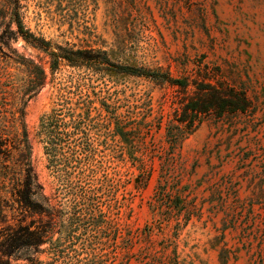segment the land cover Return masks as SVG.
<instances>
[{
  "label": "rangeland",
  "instance_id": "374dc122",
  "mask_svg": "<svg viewBox=\"0 0 264 264\" xmlns=\"http://www.w3.org/2000/svg\"><path fill=\"white\" fill-rule=\"evenodd\" d=\"M0 134L11 264H264V0H0Z\"/></svg>",
  "mask_w": 264,
  "mask_h": 264
},
{
  "label": "trees",
  "instance_id": "16d2710c",
  "mask_svg": "<svg viewBox=\"0 0 264 264\" xmlns=\"http://www.w3.org/2000/svg\"><path fill=\"white\" fill-rule=\"evenodd\" d=\"M19 34H23L21 31L22 27L19 25ZM24 39H27L25 35H22ZM126 70L127 72H132V74H143L141 72H138L136 70H132L129 68H123V70ZM154 78H157L158 76L155 74H152ZM163 80H168L171 84L177 85L179 87H184L185 83L184 81L180 80H171L168 78L158 77ZM204 90L208 92L207 95H202L205 97H211V100L209 102H204V106H198L190 105L189 109L191 114L194 116H197L199 114H205L211 109L218 108L219 113L217 114V117H221L223 113L230 112V113H236V112H246V109L249 108V103L244 95L240 93H236L234 91L230 92L228 95H222L218 91H216L213 87H206ZM216 99L222 104L221 106H216ZM230 109L231 111H226ZM215 111V110H214ZM216 112V111H215ZM196 120L191 118L189 120V124L187 126V132H193L196 128L195 126ZM6 140H3L0 134V155H4L5 152L8 150L5 148ZM25 148L27 150V156L25 158V162L22 163L23 169L26 172V179L23 183L24 187L27 190H32L33 187H36L37 183L34 179V177L31 174V164H30V155H31V147L28 143V141H25ZM39 235L35 231H30L27 227H17L16 229H6L3 232H0V264H11L9 259L13 256H15L18 252L24 249H29L32 247H36L39 245Z\"/></svg>",
  "mask_w": 264,
  "mask_h": 264
}]
</instances>
